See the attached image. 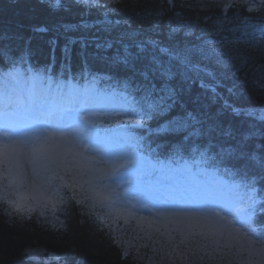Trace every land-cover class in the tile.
<instances>
[{
    "label": "snow or ice",
    "instance_id": "1",
    "mask_svg": "<svg viewBox=\"0 0 264 264\" xmlns=\"http://www.w3.org/2000/svg\"><path fill=\"white\" fill-rule=\"evenodd\" d=\"M36 3L50 11L79 17L75 23L31 26L34 34L55 33L47 41L48 59L43 72L49 75L42 83L67 88L68 78L95 81L101 73L108 80H114L123 89V114L139 117L131 121L135 127L128 128L129 133L147 132L149 139L177 137L175 157L183 159L182 151L195 152L200 162L210 161L216 172L221 171L218 166H223L225 174L240 178L248 194L243 207H239L228 186L194 183L187 194L200 202V208L211 210L212 215L221 220L224 219L220 217L221 212L233 216L242 213L249 221L245 227L254 235L264 237V118L256 115L257 111L264 110V0H227L226 3L218 0L224 16L218 19L212 31H228V26L232 25L237 38L227 41L204 39L208 34L206 28H200L197 35L183 11H176L178 7L191 5L182 6L179 0H156L155 7L135 15H122L127 0H36ZM229 9H238L239 13L228 19ZM245 10L250 15H244ZM253 13L256 15H251ZM23 29L20 21L4 23L0 20V64L10 59L15 66L17 61L25 63V58L30 63L36 55L31 37H26ZM57 72L65 77L63 82L56 79ZM97 103L99 101L85 91L57 105L32 104L27 115L37 123L21 128L10 119L18 110L17 104L10 102L6 105L5 115L9 120L4 131L23 136L25 144L29 133L44 128L60 130L61 139H66L63 136L66 132L82 142L80 150L68 152L71 159H53L49 161L51 167H44L45 172L51 173L45 177L46 183L68 179L73 183H65L63 187L74 191L80 168L77 161L89 159L86 151L101 157L117 154L113 142L99 135L94 117L88 115ZM51 135L48 133L49 137ZM128 138L134 139L131 135ZM169 148L171 150V145ZM119 155L127 157L125 165L120 167H141L140 159L133 153L119 152ZM60 170L65 174L60 175ZM91 171L105 175L103 169ZM35 174L34 167L33 176ZM116 174V168L107 173ZM27 179L22 177L21 183ZM9 187L17 198H9L7 190L0 197L9 206L4 215L19 216V219H6L3 223L25 230L29 224H34L42 231L54 229L57 236L71 231L67 223L55 228L39 217L25 221L24 217L35 209L26 202L27 196L19 190L15 178L9 180ZM135 192L144 200L158 195L142 185L137 186ZM88 200L87 195L83 199L69 196L65 218L79 206L81 223L95 224ZM97 230L103 231L102 227ZM212 235L223 236L224 232ZM108 238L119 250L121 246L116 239L110 234ZM211 243L220 244V240L212 239ZM224 247H230L227 239ZM45 252L39 249V254ZM119 255L122 260L130 259L127 251H119ZM18 256L19 264H40L37 249L30 243L21 244ZM0 264H3L2 250ZM76 264L82 261L77 260Z\"/></svg>",
    "mask_w": 264,
    "mask_h": 264
},
{
    "label": "rangeland",
    "instance_id": "2",
    "mask_svg": "<svg viewBox=\"0 0 264 264\" xmlns=\"http://www.w3.org/2000/svg\"><path fill=\"white\" fill-rule=\"evenodd\" d=\"M93 85L92 82L89 87ZM69 87L73 89V95L59 94L56 96L58 101L55 105L83 93L73 83H70ZM0 91L11 96L8 103L17 104L18 110L10 119L21 128V124L33 120L27 115V110L32 104L48 105L49 101V96L44 95L45 90L38 77L25 80L19 72L10 79V83H0ZM57 91L59 93V89ZM30 93L33 94L32 97ZM2 96L3 94H0V99ZM90 96L95 97L99 103L88 115L94 117L99 135L113 142L117 154L101 157L86 151L85 155L89 159L77 161L80 168L74 182L75 190H70L78 199H83L85 195L89 197V205L95 207L101 214V219L114 232V237L123 251L140 258L145 250L144 246H148L145 239L151 235L154 238L169 239L168 243L173 246V254L190 263L203 255L212 259H215V255H219L216 261L208 260L207 264H264V238L257 237L251 229L245 227L249 221L246 222L242 213L233 216L221 212L220 217L224 218L221 220L212 215L211 210L201 209L200 202L194 196L187 194L194 183L220 184L228 186L238 206L243 207L248 194L241 186L242 182L229 179L215 169L207 170L200 165L192 167L186 161H182L181 165L173 164L169 161L172 158L162 160L169 161L167 163L154 164L147 155L137 151L138 143L134 139H129V135L122 129L114 127L110 129L111 134H109L104 133L101 128V123L107 119V116L123 104L119 93L105 92L94 95L91 92ZM6 105L0 110V197L7 190L12 199L17 198L15 191L9 187V180L15 178L20 186L19 190L27 196L26 202L35 209L32 213L39 216L42 212L41 217L45 221L55 223L54 208L57 199L53 200L46 192L38 178V173L44 176L50 175L51 173L44 171L45 166H52L49 161L71 159L68 152L80 150L82 142L75 140L66 132L63 133L66 139H61L60 130L44 128L29 133L28 143L25 144L23 136H13L4 131L9 120L5 115ZM48 133L52 134L51 137ZM119 152L133 153L140 159L141 167L139 169H133L131 165L120 167L125 165L127 157H121ZM152 165L156 170H152L150 167ZM34 167L35 176H33ZM93 168L103 169L105 175L92 172ZM113 168L117 169V174L107 175ZM64 174V171L60 170V175ZM25 176L28 179L21 183L22 177ZM65 183H73V181L66 179L59 182L60 185ZM141 185L158 195L154 199L144 200L135 192V188ZM118 193L121 195H117ZM129 193L131 195H128ZM190 201L192 203L188 204ZM0 203L7 207L4 200L0 199ZM118 216L123 217L124 221L120 222ZM128 223L130 225L125 229ZM221 230L224 232L223 236L212 235ZM202 233L204 235H201ZM212 239H219L220 244L211 243ZM226 239L230 247H224ZM159 257L160 264L171 262L163 256L159 255Z\"/></svg>",
    "mask_w": 264,
    "mask_h": 264
},
{
    "label": "trees",
    "instance_id": "3",
    "mask_svg": "<svg viewBox=\"0 0 264 264\" xmlns=\"http://www.w3.org/2000/svg\"><path fill=\"white\" fill-rule=\"evenodd\" d=\"M226 2L227 0H224V3ZM179 4L182 6L185 4L191 5V7H178L176 11H183L184 16L190 20L193 30L197 32V35H199L198 30L200 28H206L208 34L203 37L206 40L227 41L237 38L236 32L232 30V25L228 26V31H224L223 29L219 32L212 31L218 19L224 16L222 4H218V0H179ZM155 6L156 0H127L125 12H123L122 15H135ZM238 13V9H229L227 11V18L232 19L233 16ZM244 15L250 14L245 10ZM251 15L256 14L253 13ZM78 19L79 17L75 14L50 11L47 7L37 4L36 0H20L19 3H17V0H0V20L4 23L22 22L24 24V35L26 37H31L32 48L36 52V55L30 63L27 62V58H25V63L21 64L17 61L15 66L12 65L10 59L4 64H0V79L5 80L15 76L16 71H19L25 78H27L28 74H31L36 77L40 76V78L44 79L46 75H49L43 72V65L48 59L47 41L55 35V33L34 34L31 31V26L39 24H47L50 26L60 22L75 23ZM260 22L261 21H253V23ZM145 27H147V25ZM240 30L242 31V29ZM63 42L64 40L61 37L60 43L63 44ZM16 46L18 47L19 45ZM78 48L79 45L76 46V49ZM57 55H59V49H57ZM56 79L63 82L65 77L57 72ZM68 79L69 83H73L76 87H87L93 82L94 85L87 88L91 92H117L123 103L121 99V95L123 94L122 87L118 86L114 80H108L104 77L103 73H101L95 81H92V78L88 80H81L79 78L76 80ZM256 115L258 118H264V110L257 111ZM138 119L139 117L124 115L120 105L118 110L109 114L108 118L101 123V128L103 132L106 133L114 127L119 129L122 128L123 130L126 129L127 132L125 130L124 132L134 138L140 145L139 149L149 154L152 158L182 160L173 155L178 148L175 144L177 137L169 136L163 139H156L153 137L149 139L147 132L135 131L129 133L128 128L135 127V125L131 124V121ZM169 145H171V150ZM180 154L183 156V159H199L198 154L195 152L190 153L188 151H182ZM203 164L214 169L210 161H204ZM218 167L221 168L220 173L224 176L241 182L239 177H231L225 174L223 172V166ZM45 177L46 176L40 172L38 173V178L43 183L46 192L50 194L53 200L57 199L55 200L57 202L54 208L56 221L55 223L46 222L50 226H55V228H59L61 223H67L71 231L67 235L57 236L54 234V229L52 231H42L34 224H29L27 230L19 227H10L8 224L3 223V221L6 219H19V216L7 217L4 215L3 209L5 206L3 203H0V250H2L3 254V264H19L18 250L21 244L24 243H30L37 249L40 264H76L77 260L82 261V264H160L159 255L167 260H171L168 264H207L208 260L216 261L218 259L219 255H215L216 260L203 255L201 258L191 259L193 261L190 263L173 254V246L168 243L169 239L154 238L150 235L145 239L148 246H144L145 250L140 258H135V256L130 253V259L122 260L119 255V251H122V248L120 247L118 250L111 243L108 234L115 238L114 232L103 222L101 214H99L97 209L90 206L92 208L95 224L91 222L81 223L83 217L80 215L79 206L73 208L69 218L66 219L68 197L76 194L69 188L63 187L64 184L60 185L59 179L52 183H46ZM59 199L61 202L58 203ZM36 217L45 221L41 216L34 213L30 216H25L24 220L28 221ZM118 218L120 222L124 221L123 217L118 216ZM129 225V223L125 225V229H127ZM100 227H102L103 231L97 230ZM41 248L46 250L44 254H39V249ZM56 257H60V259ZM155 260L157 262H155Z\"/></svg>",
    "mask_w": 264,
    "mask_h": 264
},
{
    "label": "clouds",
    "instance_id": "4",
    "mask_svg": "<svg viewBox=\"0 0 264 264\" xmlns=\"http://www.w3.org/2000/svg\"><path fill=\"white\" fill-rule=\"evenodd\" d=\"M8 197L11 198L10 194H8ZM5 203H6V202H5ZM6 205H7V207L3 209V212H4L6 209H8V207H9L7 203H6Z\"/></svg>",
    "mask_w": 264,
    "mask_h": 264
},
{
    "label": "bare ground",
    "instance_id": "5",
    "mask_svg": "<svg viewBox=\"0 0 264 264\" xmlns=\"http://www.w3.org/2000/svg\"><path fill=\"white\" fill-rule=\"evenodd\" d=\"M11 97V96H10Z\"/></svg>",
    "mask_w": 264,
    "mask_h": 264
}]
</instances>
